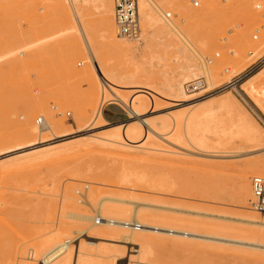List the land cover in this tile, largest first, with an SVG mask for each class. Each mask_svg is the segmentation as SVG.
Masks as SVG:
<instances>
[{"label": "rangeland", "instance_id": "rangeland-1", "mask_svg": "<svg viewBox=\"0 0 264 264\" xmlns=\"http://www.w3.org/2000/svg\"><path fill=\"white\" fill-rule=\"evenodd\" d=\"M62 1L0 0V52L2 44L5 52V57H0V138L12 136L14 125L25 121L37 126L39 115L64 122L57 136L37 129L32 137L0 146V264H38L27 251H35L37 242L57 228L66 230L69 238L77 236L70 246L84 253L88 263L83 264H264V227L242 220L247 213L264 218L250 205V177L255 174L247 166L264 158V93L258 89L250 96L246 90L252 82L264 85V61H260L264 58V0H196L195 6L193 0H163L162 12L169 13L181 28L187 23L193 38L205 43L204 57H199L202 62L210 58L211 63L205 61L207 66L220 71L214 85L188 87L189 96L181 98L167 92L168 82L190 61L177 56L171 40L156 43L148 57L123 60L109 42L129 39L110 34L108 42L103 32L108 19L115 31L114 11L105 12L95 2L76 8L77 17L90 30L95 48L108 65L129 76L121 85L125 87L118 91L126 98H147L145 117L155 122L167 118L172 125V116H188L191 108L197 113L213 111L209 120L212 133L207 135L205 147L179 139L171 125L167 130L160 129L169 141L177 143L170 144L179 148L177 155L102 140L98 143L100 139L90 138V133L106 136L120 127L122 133L132 118L120 106L100 102L97 62L88 56L72 4ZM110 1L114 8V1ZM139 23L142 32L140 18ZM239 34H244V48L235 44ZM238 52L241 59L234 65ZM88 70L95 84L85 80ZM244 72L241 79L224 87ZM186 76L185 72L182 82ZM35 100L46 103L42 112L27 107ZM81 106L87 109L86 123L79 122L77 109ZM243 117L262 131L258 142L214 134ZM154 138L146 139L142 134L135 140L147 144L150 139H159L162 143V138ZM149 146H153L151 142ZM241 172L249 176L245 205L240 197ZM84 185L85 200L78 202L75 190ZM65 195H70L71 206ZM101 196L146 201L141 202L145 211L140 210L141 205L137 207L146 223L199 235L139 230L130 233L124 228H119L115 236L101 235L97 231L114 227L101 225L102 220L81 221L65 214L77 207L82 213L97 216L96 201ZM103 204L102 214L116 217L105 206L111 203ZM134 205L123 204L129 212L117 218L131 221ZM129 233L133 242H139L136 234L144 235V254L133 251L138 246L123 243L128 238L121 235Z\"/></svg>", "mask_w": 264, "mask_h": 264}, {"label": "bare ground", "instance_id": "bare-ground-1", "mask_svg": "<svg viewBox=\"0 0 264 264\" xmlns=\"http://www.w3.org/2000/svg\"><path fill=\"white\" fill-rule=\"evenodd\" d=\"M59 1H62V0H59ZM66 1L70 2L74 8V14H75L74 21L76 23L77 29L82 35V39L84 40L88 56L90 57L91 60L94 59L95 63L97 62L96 65L98 68V72L100 73V76L97 73L95 77L101 85L100 102L116 104L126 111L129 118H132L131 124L128 126H124L122 128V133L120 131V128H121L120 127L118 130L110 134H107L106 136L104 135L100 136V135L95 134L97 132H95L94 134L90 133V138H95V140L100 139L98 141L102 140L103 142H110L113 144L116 143L122 146L139 148V149L147 150V151H151V150L161 151L168 155L180 154V152L177 151L178 147L177 148L174 147L175 145L177 146V143L171 142L172 141L171 139L169 141V138L167 137L166 133H161L160 131V129L167 130L169 128V126L171 125L169 119L165 118V119H161L158 122H155L153 121V119L145 117L144 116L146 113L145 109L147 107V102H148L147 98H143V97L126 98L125 96H123L124 94L118 91L120 88L125 87L124 85H123L124 87L121 85L124 83L126 79L128 80L129 76L125 72H123L122 69L108 65V62L104 58V55L102 54V52L98 51V47L95 48L93 36L91 32H89L90 30L88 31L87 28L85 27V24H83L81 20H79V17H77L76 8H79L81 4H85L87 2H95V4H98L97 6L102 8L105 12H112L113 6L111 4V1L110 0H66ZM62 6H65V3ZM214 6L219 11H222L215 4ZM137 8H138L139 18L141 19V25H142V32L140 34V38H141L140 42L135 43V41L137 40L130 41V39L126 41L121 40L118 42H109L108 38L110 34L112 35L116 34L117 36L119 35L117 34L116 26H115V31L113 30V22L111 19L110 20L108 19L105 25V28L103 30L104 37L112 45V48L116 56H119L123 60H127L130 62L138 61L141 58L148 57V55L152 53V50L154 49L156 43L163 42L164 44L165 41L171 40L172 44L175 46L177 56L179 57L182 56L185 59L189 60L190 62L187 65H185V67L179 69L176 73H174L171 76L168 82L170 91L168 90L167 92L168 93L172 92L175 97L181 98V97H185L186 95L189 96L188 95L189 91L188 92L186 91L188 87L192 88L194 86L201 85V88L202 87L206 88V87H210L214 85V83L218 80L220 76L219 68H216L215 66H213L212 68H209L206 64L209 62L207 60H205L206 63L204 60H203L204 62H202V60L199 58V57H204L203 55L204 53L202 52H205L203 50H206L205 43L204 42L201 43V41H197L196 39L193 38L192 33H189L188 31L187 23H185V26L181 28L172 19L167 17L166 12L164 13L162 12L163 10L162 8H165L163 0H137ZM243 35L244 34H239L236 36L235 44L237 43L238 45L243 46L244 48V46H247V43H245L246 41ZM255 48L256 46H253V49ZM2 50H4V44H2V47H1L0 57L1 56L5 57V52H3ZM211 50L215 51V49H211ZM210 52L211 51H207V53H210ZM217 52L215 53L218 54ZM215 53L214 52L210 53V55L212 54L214 55ZM196 58H199V62L197 63H195ZM240 59H241V55L238 52L237 55L234 56L233 60L235 61V64L234 63L233 64L236 65L240 61ZM210 63H211V60H210ZM185 72L187 73V76H186L187 79L185 82L189 84L188 86L184 84L185 82H182ZM84 74H82V76ZM84 77H85V80L87 79L89 81H92L94 84L96 83L94 80L95 78L93 77V74L89 72V70L86 71V74L84 75ZM103 87H105L106 90H104ZM258 89H260L261 92L264 93V85H262L261 81L252 82L246 88L250 96ZM149 98L152 101V97L149 96L148 99ZM45 105L46 103L44 101L35 100V101H29V104L27 107H30L31 110H34L36 112H42ZM190 110H191V113L188 116H185V117H176V116L173 117L172 116L171 117L172 119L171 129H174V133L177 134L176 136L179 139H184L197 146L205 147L206 144H208L207 142L209 140L207 135L212 133L209 120L212 119L213 111L205 110L203 112L197 113L198 110L196 109L191 108ZM77 113L80 116L79 122L86 123L87 118H88L87 109L81 106L77 109ZM39 116H42V115H39ZM102 117L104 118L103 114H102ZM43 119H44L43 125L38 128L36 125L29 126V121H25L24 123H21L19 125H14V127L16 128L15 133L12 136H8L7 138L6 137L0 138V146L9 141H16L19 139H24L26 137H32L34 135V132L35 131L37 132V129H38V132L40 133L44 130H48V131H51L53 135L57 136V132H59V130L62 129L64 126V122L61 120H53L52 117L51 119L46 118V120L43 117ZM104 120L106 119L104 118ZM220 130H221L220 132H217L214 134L222 136V137L236 136V137H240L252 143L258 142L259 139L262 138V135H261L262 131L246 117H243V120L237 119L236 122H232L230 125H223V127ZM142 134L145 135L146 139H149V137L162 138V140L160 139L162 143L159 142V139H157V141L150 139V141L147 142L148 145L144 143L146 144L145 146L143 142H137L135 140ZM164 135L165 137H163ZM91 140L94 141L93 139ZM102 141L98 143H102ZM150 142L152 143L153 146H149ZM170 144H173L174 146ZM247 166L249 169L252 170L251 171L252 174L264 175V158L255 159L249 162ZM259 167H261V170L259 169ZM240 180L243 183L240 187V191H241L240 197H241L243 205H245L247 201L248 191H249V176L245 172H241ZM64 197H65L66 202L71 206L70 195H65ZM92 199L93 198H91V200ZM77 201H78V197H77ZM136 201L138 202L139 200H136ZM78 202H83V201H78ZM96 202H97V209L95 213L97 216H91L89 214L82 213L80 209L77 207H72L69 211H66L65 214L68 217L75 218L81 221L91 220L93 222L95 221V223H99V220H102L101 225L103 226L108 225V226L114 227V228H105V229H101L97 231V233L101 235H104L107 233L111 236H115L120 233L121 230H119V228L129 229L130 233H132V231L134 230H139L141 232H151V233H162L163 231L164 232L166 231L167 233L176 232V234L178 233V235L179 233L187 234V235L188 234L195 235L197 233V232L195 233L194 231L193 233H188L186 231H179L177 230V228L176 229L169 228V227L165 228V226H159V224L155 225V224L146 223L141 217L142 213L137 208L138 205H141L146 201H141L143 203H141L140 201H139L140 203L139 202L136 203L133 200L122 198V197L101 196L100 198L97 199ZM104 202L111 203L105 206L107 209L110 210L109 213L111 212L110 214L116 217L107 218L106 216L102 214V208L104 206L103 204ZM127 203L136 204L134 205L135 209H133V211L130 212L132 213L131 221H124L120 218H117L118 215H121L120 217H124L123 213L129 212L123 206V204H127ZM141 206L142 207H140V210L145 211V208L141 209L144 206L143 205ZM145 206H148V204H145ZM246 216H247L246 218L243 217L244 219H242L246 221V223H254L258 225L259 227H264V218H260L252 213H247ZM81 231H84V230H81ZM49 232H53V233L48 235L44 240L43 239L41 241L39 240L38 241L39 243L37 242L36 250L35 251L30 250L31 252L27 251L28 252L27 255L30 254V256L32 257V259H34V261L35 260L38 261V264H83L84 263L85 261L83 257L84 253L76 248L74 249V251L71 250V246H70L71 241L72 239H74V237H77V236L69 238L66 230L62 228H57L55 230L51 229V231ZM71 232L75 233L76 230H73ZM130 233L127 235H123V234L121 235L122 237L128 238V241H124L123 243H126V245L131 244V245L138 246V248L134 249L133 251L137 253L142 252L144 254L146 238L142 234H136L135 236L137 239H139V242L138 241L133 242L132 235ZM197 234L199 235V233ZM209 237L210 236H208V238ZM213 238L211 239L213 240ZM224 239H226V237ZM123 240H121V242ZM249 242H252V241H249ZM87 243L92 245L94 242L87 241ZM260 246L261 244L257 247L261 248ZM85 262L88 263L87 260ZM21 264H32V263L25 262Z\"/></svg>", "mask_w": 264, "mask_h": 264}, {"label": "built area", "instance_id": "built-area-1", "mask_svg": "<svg viewBox=\"0 0 264 264\" xmlns=\"http://www.w3.org/2000/svg\"><path fill=\"white\" fill-rule=\"evenodd\" d=\"M114 1V22L117 34L121 37L130 40L140 41L141 28L138 17L137 0H113ZM193 5H197L196 0L192 1ZM167 13V17H169ZM256 38V35L253 36ZM217 55V54H216ZM210 62V58L207 59ZM264 61V58L260 59ZM259 61V62H260ZM247 72L241 73L236 78L227 82L224 87L230 86L241 79ZM201 86V85H200ZM198 87V86H194ZM69 112H67V115ZM44 119L42 116H37L35 123L38 127L43 125ZM87 186L84 185L81 189H76L75 193L78 201H84ZM251 198L250 205L258 213L264 214V175H253L250 177Z\"/></svg>", "mask_w": 264, "mask_h": 264}]
</instances>
